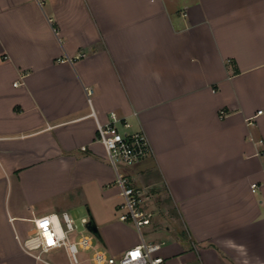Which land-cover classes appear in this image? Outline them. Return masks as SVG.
I'll list each match as a JSON object with an SVG mask.
<instances>
[{
  "label": "crops",
  "instance_id": "crops-1",
  "mask_svg": "<svg viewBox=\"0 0 264 264\" xmlns=\"http://www.w3.org/2000/svg\"><path fill=\"white\" fill-rule=\"evenodd\" d=\"M112 110L180 222L163 253L264 264V0H0V264H39L34 219L79 206L112 253L140 241L97 138Z\"/></svg>",
  "mask_w": 264,
  "mask_h": 264
},
{
  "label": "built area",
  "instance_id": "built-area-1",
  "mask_svg": "<svg viewBox=\"0 0 264 264\" xmlns=\"http://www.w3.org/2000/svg\"><path fill=\"white\" fill-rule=\"evenodd\" d=\"M92 90L88 88L89 93ZM97 131V138L116 170L115 184L122 195L118 217L135 225L140 241L119 255L112 253L95 241V234L87 226L89 217L82 216V228H79L74 217L63 211L34 219L35 230L20 241L24 251L34 256L39 264H55L46 254L60 247L65 248L71 264H192L183 259H170L162 251L164 241L148 240L143 232L155 212L148 203L149 193L135 182L128 169L150 153V142L144 130L132 128L128 118L112 110L108 121L97 120ZM258 187L259 184L254 182L253 190Z\"/></svg>",
  "mask_w": 264,
  "mask_h": 264
},
{
  "label": "rangeland",
  "instance_id": "rangeland-1",
  "mask_svg": "<svg viewBox=\"0 0 264 264\" xmlns=\"http://www.w3.org/2000/svg\"><path fill=\"white\" fill-rule=\"evenodd\" d=\"M150 194L153 196H151V199L148 200L149 201L148 203H149L150 208L154 209V212H156V216L153 218L150 224H147L143 227V232L145 233L148 240H151V238L155 236L156 241H159V242L164 241L163 246L168 247L173 242V231L167 230L166 227L170 226L172 227V230H174L173 228L178 227L180 231L181 230L179 226L180 222L176 220L175 218H173L171 215H169V214H172L171 210H174V208L171 205V202H169V198L166 195H164L163 197L160 196L159 190H158V193H154V194L150 193ZM165 201L168 202L169 204L167 205L168 207H166V205L165 207H163L162 204ZM165 208H168L169 209L168 211L170 213L165 212L166 211ZM70 214L74 217L75 221L79 224V228H82V225H81L82 216H87L90 219V214L86 206L76 207V209H73L72 211H70ZM63 225L65 226L64 221H63ZM152 229H155L157 231L151 233ZM94 239L99 244V246L107 248L101 238L94 235ZM89 252L91 253L92 250L90 249ZM46 256L51 261H53L55 264H71L69 256L65 248L63 247L51 250L50 252L46 254ZM172 258L173 257L170 256V259Z\"/></svg>",
  "mask_w": 264,
  "mask_h": 264
},
{
  "label": "water",
  "instance_id": "water-1",
  "mask_svg": "<svg viewBox=\"0 0 264 264\" xmlns=\"http://www.w3.org/2000/svg\"><path fill=\"white\" fill-rule=\"evenodd\" d=\"M87 226L97 237L101 238V233H100V230L98 228V225L92 216L90 217Z\"/></svg>",
  "mask_w": 264,
  "mask_h": 264
}]
</instances>
